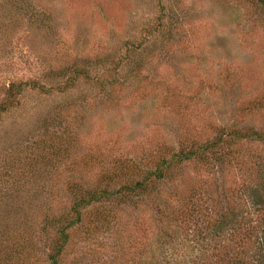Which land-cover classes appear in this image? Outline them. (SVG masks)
Masks as SVG:
<instances>
[{"label": "rangeland", "instance_id": "obj_1", "mask_svg": "<svg viewBox=\"0 0 264 264\" xmlns=\"http://www.w3.org/2000/svg\"><path fill=\"white\" fill-rule=\"evenodd\" d=\"M80 67L89 76L59 91ZM29 79L49 91L28 88L0 121V264H49L87 189L117 187L221 128H264V12L258 0H0V97ZM224 150L222 165L183 162L134 204L87 208L61 263L216 264L234 223L219 241L202 240V222L245 212L264 166L261 141Z\"/></svg>", "mask_w": 264, "mask_h": 264}, {"label": "trees", "instance_id": "obj_2", "mask_svg": "<svg viewBox=\"0 0 264 264\" xmlns=\"http://www.w3.org/2000/svg\"><path fill=\"white\" fill-rule=\"evenodd\" d=\"M258 1L264 12V0ZM88 72L89 70L85 67L76 68L74 76H68L65 82L57 84V89L64 92L75 84L79 75L88 77ZM104 84V81H100V88H104L106 86ZM28 88L49 91L47 85L36 79L11 81L4 88L0 97V121L4 114L19 107L23 92ZM244 138H251L264 143V128L257 129L248 125L221 128L212 139L181 147L178 152H173L168 158L157 162L152 169H132L127 180L117 187H111L108 183L97 189L89 188L84 193L74 196L69 208L71 218L57 226L58 243L53 246L48 256L49 264H62L60 255L64 243L68 240V232L77 224H81L87 208L101 207L105 203L116 200L120 202L129 201L134 204L139 199L154 192L161 181L172 178L174 169L189 160L222 165L227 156L224 149L235 141ZM259 168L262 169H258L255 180L247 184L242 194L244 197H240L241 202L238 203L243 208L246 207L245 212L242 213L237 206L233 205L229 206L225 212H218L219 217L216 219L202 222L204 223L202 240L209 238L211 240L219 239V241H223L220 239L221 237L228 236L230 225L234 223L231 226L234 228L232 229L233 232L229 235L230 239L228 238L230 242H224L220 248L214 246V250H219V253L215 254L218 258L216 264H264V166ZM209 205L211 204L209 203ZM199 212V209L191 211L189 215L192 218L191 221L199 219ZM98 215L102 219V223L108 224L110 216L108 213ZM239 235H242L243 247H245L246 242L249 243L240 253L237 251L238 246L236 244ZM196 243L200 244L199 242ZM248 251L251 252V257H248Z\"/></svg>", "mask_w": 264, "mask_h": 264}]
</instances>
